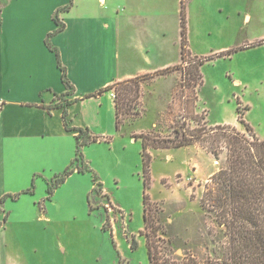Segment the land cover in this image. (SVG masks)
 I'll list each match as a JSON object with an SVG mask.
<instances>
[{
  "label": "rangeland",
  "instance_id": "rangeland-1",
  "mask_svg": "<svg viewBox=\"0 0 264 264\" xmlns=\"http://www.w3.org/2000/svg\"><path fill=\"white\" fill-rule=\"evenodd\" d=\"M187 1L194 20L203 11L214 18L213 0ZM243 1L249 6L241 18L250 15L244 38L253 42L264 39V0H235V7ZM239 42L237 38L235 46ZM218 46L216 41L211 43V47ZM195 47L210 50L206 42ZM200 61H188L196 64L199 72L196 87L186 82V100L181 98L180 85L170 102L157 99L152 95L163 90L164 85L153 86L150 79H143L139 82L142 99L137 109L132 108L130 115H121V132L132 129L134 122L142 118L136 125L138 133L148 134L162 147L150 149L153 159L149 191L161 212H154L153 217L154 227L159 228L153 239L159 246L160 264H227L230 256L225 227L218 223L214 212L201 204L205 185L224 166L226 154L216 159L206 150L214 135L192 136L205 129L210 131L208 124L235 123L238 101L242 110L248 108L243 111L244 120L264 136V47L237 54L226 52L209 62L202 71V88ZM189 66L186 69L192 68ZM235 78L242 79L245 85L236 86ZM200 88L199 106L205 110L195 114ZM137 110L140 117L135 116ZM236 129L246 133L241 123ZM191 138L194 144L179 147L181 141ZM86 148L85 160L99 177L103 191L95 190L93 172H75L55 191L51 201H39L45 196V188L22 200L28 204L19 207L29 213V220L25 221L16 209L12 215L8 211L9 252L15 263L150 264L146 238L140 233L144 230L141 141L134 144L125 137L113 145L97 142ZM44 206L52 222L38 219ZM133 243L137 245L135 250L131 248Z\"/></svg>",
  "mask_w": 264,
  "mask_h": 264
},
{
  "label": "crops",
  "instance_id": "crops-1",
  "mask_svg": "<svg viewBox=\"0 0 264 264\" xmlns=\"http://www.w3.org/2000/svg\"><path fill=\"white\" fill-rule=\"evenodd\" d=\"M181 1L72 0L69 10L58 13L65 29L51 38V44L59 51L74 86V93L66 97L74 101L67 109L70 128L112 137L110 145L125 137L136 144L132 134H139L136 125L142 118L134 122L132 129L117 132L114 93L98 95L99 92L116 83L150 76L151 85H164L152 96L168 103L185 76L188 61L208 57L214 60L234 49L237 54L264 47V39L253 42L244 38L250 20L249 14L241 18L249 6L246 2L236 8L235 0H213L214 18L203 11L194 20L186 0L189 60L184 63ZM70 3L71 0H0V200L30 189L35 176V190H47V182L63 173L75 158V133L67 131L58 99L67 90L56 54L46 45L47 36L57 29V12ZM237 38L241 42L235 46ZM213 41L219 46L211 47ZM256 41L263 44L255 45ZM205 42L209 43V51L195 47ZM211 61L200 66L201 74ZM177 66L181 68L167 72ZM234 84L245 85L240 78H235ZM201 88L195 114L205 110L199 106ZM180 93L187 97L189 92L186 88ZM208 117L207 111V124ZM239 124L238 117L231 126L238 128ZM30 195L23 194L16 201L8 199L0 221L8 211L12 215L13 209L29 220V213L19 205H27L22 200ZM46 197L47 192L39 201ZM42 211L38 219L52 222L46 216L48 207ZM7 227L6 222L0 228V264H19L9 252Z\"/></svg>",
  "mask_w": 264,
  "mask_h": 264
},
{
  "label": "trees",
  "instance_id": "trees-1",
  "mask_svg": "<svg viewBox=\"0 0 264 264\" xmlns=\"http://www.w3.org/2000/svg\"><path fill=\"white\" fill-rule=\"evenodd\" d=\"M61 9L55 16L57 29L49 34L46 39L48 49L56 54L59 68L62 72V81L66 87V93L58 96L60 107L64 109L63 119L67 131L75 133L76 155L71 164L65 171L56 175L51 181L47 182V197L45 201H51L55 191L61 187L67 179L75 172L87 173L93 172L84 157V149L90 144L97 142H106L110 144L112 137H99L89 129L70 128L67 123L68 107L74 103L73 100H67L66 97L74 93V86L68 79L67 69L63 66L59 51L51 44V38L65 29V24L59 20L58 13L67 11L71 8ZM181 24H182V59L187 62L188 41H187V13L186 0L181 1ZM263 44L260 42L259 45ZM237 50L231 51L236 52ZM223 56V54H220ZM213 57L201 59L200 66L205 61H211ZM190 63V62H188ZM191 69H186L185 79L188 85L197 86L198 67L191 64ZM181 68L180 66L168 69L172 72ZM189 70V72H187ZM166 72V71H164ZM189 76V77H188ZM150 76L139 77L133 80L116 83L102 90L98 95L106 91H113L116 104V131L121 132V115H130L132 108H136L142 99L141 82L143 79H149ZM202 80V76L200 77ZM203 84V83H202ZM133 85V86H132ZM202 86V85H201ZM95 96V95H94ZM239 122L244 125L246 133L238 131L231 125H217L210 131L206 129L192 138H210L211 143L205 147L216 159L222 153L226 154V161L221 170L214 174L210 181L205 185V193L202 198V207L208 211L214 212L218 223L226 229L228 243L230 245V256L227 264H264V136H259L254 128L247 123L243 116L246 107L241 109V103L238 101ZM2 106H0L1 109ZM135 114V113H134ZM141 113L136 112L135 116L140 117ZM204 135V136H203ZM185 136H188L185 134ZM132 138L142 143V181H143V222L144 230L141 235L146 238V248L150 264H160L158 255L160 253L157 241L153 239L159 233V228L154 227V212H160L157 203H154L149 195L152 186V155L150 149L162 148L160 144L152 142L148 134H132ZM185 139L179 143V147L194 144L193 140ZM206 140V139H204ZM95 181V190L103 191L102 183L99 177L93 172ZM35 180H33L30 189L23 191L15 196L7 195L0 200V215L3 213V206L8 199L16 201L23 194L33 195L35 191ZM98 189V190H97ZM156 206V207H155ZM157 208V209H156ZM161 213V212H160ZM9 214L6 213L3 220L0 221V228L7 222ZM132 250L137 248L136 243L131 246ZM190 264V263H185ZM191 264H210L193 261Z\"/></svg>",
  "mask_w": 264,
  "mask_h": 264
},
{
  "label": "built area",
  "instance_id": "built-area-1",
  "mask_svg": "<svg viewBox=\"0 0 264 264\" xmlns=\"http://www.w3.org/2000/svg\"><path fill=\"white\" fill-rule=\"evenodd\" d=\"M180 85H181L180 87L181 91L182 92L185 91L186 90V79L184 77L182 78ZM186 98L187 97L185 95L182 96V99L186 100Z\"/></svg>",
  "mask_w": 264,
  "mask_h": 264
}]
</instances>
